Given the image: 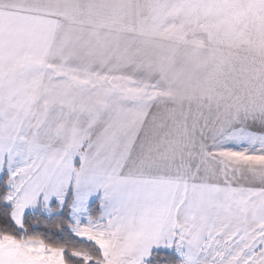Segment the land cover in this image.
<instances>
[{"label":"snow or ice","instance_id":"obj_1","mask_svg":"<svg viewBox=\"0 0 264 264\" xmlns=\"http://www.w3.org/2000/svg\"><path fill=\"white\" fill-rule=\"evenodd\" d=\"M13 7H0V264H264V125L166 138L126 95L58 89L55 22L25 14L47 6ZM209 7L264 16V0ZM66 234L83 247L53 243Z\"/></svg>","mask_w":264,"mask_h":264},{"label":"crops","instance_id":"obj_2","mask_svg":"<svg viewBox=\"0 0 264 264\" xmlns=\"http://www.w3.org/2000/svg\"><path fill=\"white\" fill-rule=\"evenodd\" d=\"M141 1L0 0V7L16 17L20 8L13 6L45 4L40 12L25 14H47L55 22L48 55L58 77L54 86L63 89L61 84L72 82L74 93L94 94L101 102L109 90L126 95L129 107L138 109L142 120L155 124L163 137L211 135L229 122L264 125V65L261 73L249 70L250 76L241 75L244 79L233 75L228 80L231 86L223 84V74L202 71L200 88H192L193 74L177 73L169 61L179 46L186 69L196 46L202 65L207 66L208 46L188 38L187 29L183 42L176 40L174 29H145ZM157 65L169 73L161 68L163 72H155ZM176 80L186 88L177 90ZM238 81L246 84L238 86ZM157 82L156 87L146 85Z\"/></svg>","mask_w":264,"mask_h":264},{"label":"rangeland","instance_id":"obj_3","mask_svg":"<svg viewBox=\"0 0 264 264\" xmlns=\"http://www.w3.org/2000/svg\"><path fill=\"white\" fill-rule=\"evenodd\" d=\"M141 2L145 29H174L176 40L181 42L186 37L184 29H187L188 38L191 36L194 42H202L204 46H208V49H205L207 50V66L202 65L200 55L196 54L201 51L196 50V46L192 48V62L188 61L186 69L180 56L183 51L179 49V46L177 52H172L175 59L172 58L169 61L171 65L168 62L177 73L193 74L192 79L195 80L192 81V88H200L202 83L199 80L202 78L199 73L202 71H210L209 74L212 75L218 72L223 74L225 86L233 84L228 81L233 75L239 78L243 74L250 76L249 70L253 73L263 71L264 16L223 17L217 14L215 8L209 7L222 0H142ZM239 2L244 3L247 0H239ZM179 64L181 66L178 67ZM188 67L192 69V72L188 70ZM160 68L157 65L155 72H163ZM161 69L169 73L164 67ZM240 79H244L243 76ZM180 81L176 80L173 84L177 90H184L186 87ZM235 84L240 86L246 83L238 81ZM61 85L65 86V84ZM146 85L151 88L158 86L159 83ZM214 87H216L215 84Z\"/></svg>","mask_w":264,"mask_h":264},{"label":"trees","instance_id":"obj_4","mask_svg":"<svg viewBox=\"0 0 264 264\" xmlns=\"http://www.w3.org/2000/svg\"><path fill=\"white\" fill-rule=\"evenodd\" d=\"M39 222L41 224V226L43 227L46 223L47 228L49 229L50 232H56L58 230H64L65 228H67V222L63 221V220H57V219H53L50 221L45 222L41 217H36L32 223L35 222ZM60 225V228H57V225ZM43 234V233H42ZM53 243H57V244H66L70 249L71 248H80L83 247L82 245L79 244V241L77 239H73L71 237H67L66 234V238L63 240H57L54 239ZM72 264H76V262H72Z\"/></svg>","mask_w":264,"mask_h":264}]
</instances>
